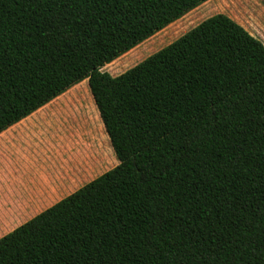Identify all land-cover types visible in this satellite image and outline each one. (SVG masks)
Instances as JSON below:
<instances>
[{
  "label": "trees",
  "instance_id": "1",
  "mask_svg": "<svg viewBox=\"0 0 264 264\" xmlns=\"http://www.w3.org/2000/svg\"><path fill=\"white\" fill-rule=\"evenodd\" d=\"M209 0H0V134L74 86L119 164L0 239V264H264V44Z\"/></svg>",
  "mask_w": 264,
  "mask_h": 264
},
{
  "label": "crops",
  "instance_id": "2",
  "mask_svg": "<svg viewBox=\"0 0 264 264\" xmlns=\"http://www.w3.org/2000/svg\"><path fill=\"white\" fill-rule=\"evenodd\" d=\"M80 84L0 134V239L119 164Z\"/></svg>",
  "mask_w": 264,
  "mask_h": 264
},
{
  "label": "rangeland",
  "instance_id": "3",
  "mask_svg": "<svg viewBox=\"0 0 264 264\" xmlns=\"http://www.w3.org/2000/svg\"><path fill=\"white\" fill-rule=\"evenodd\" d=\"M243 12L248 33L260 37L264 44V0H209L102 70L114 77L120 76L178 41L204 21L217 15L232 17L235 13L240 14V19L244 18ZM80 86L89 90L87 81Z\"/></svg>",
  "mask_w": 264,
  "mask_h": 264
}]
</instances>
